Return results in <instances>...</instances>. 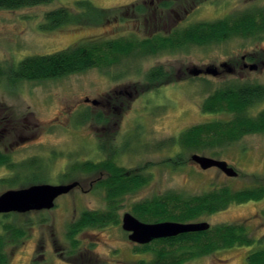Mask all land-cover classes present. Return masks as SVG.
I'll return each mask as SVG.
<instances>
[{"label": "rangeland", "instance_id": "rangeland-1", "mask_svg": "<svg viewBox=\"0 0 264 264\" xmlns=\"http://www.w3.org/2000/svg\"><path fill=\"white\" fill-rule=\"evenodd\" d=\"M78 1L80 0H51L50 3L36 7L0 9V65L8 71L11 66L27 57L53 54L98 38L111 40L128 38L133 34L145 37L151 34V30H147L150 28L142 24L144 16H141L142 23L134 19L124 22V19L132 16L130 10L129 16L125 15L127 8L135 4L148 3L149 13L145 16L151 15L153 20L163 16L158 11L156 15L152 12L160 3L158 0H88L96 8L109 9L110 21L97 25L81 23L52 32L39 29L47 12L66 7L74 14L80 13V8L76 5ZM184 2H187V14H182L183 19L177 29L264 10V0H208L207 3L196 6L192 1ZM180 12L184 13L183 10ZM164 13L165 19H162L159 26H164L167 22L169 27L167 12ZM247 55L255 57L254 61L245 58L247 64L264 61V32L248 38L235 36L204 46L191 44L174 54L165 53L137 59L123 56L117 63L104 69L93 68L41 82L12 83L8 77L1 78L0 108L6 107L11 118H22L30 114L33 124L22 126L19 122L18 126L25 132L38 133L34 141L14 149L9 145L11 138L1 142L0 151L6 149L15 163L38 158L47 170L45 183L53 185L66 183L64 174L74 164L87 161L101 163L108 159H113L127 172L143 174L149 179L143 189L127 196L123 201V207L119 211V225L82 231L76 236L81 248L69 255L70 224L85 211L106 209L104 194L94 189V182L104 178L105 171L83 174L78 171L70 174L72 181L79 182V187L57 199L53 209L17 214L7 220L16 226H22L27 234L23 242L17 243L20 248L15 251L10 264H28L34 242L37 249L43 246L39 253L36 250V255L45 254L44 263L47 264H139L140 260L149 263L154 255L136 253L134 248L139 245L131 242L128 233L122 229V217L127 212L133 214L134 203L171 191L188 196L200 195L221 187L242 190L257 184L254 176H258L263 182L264 133L246 135L228 147L218 149L220 156L198 153L227 161L239 173L236 178H230L216 168L202 170L191 161L194 153L170 143L171 138L178 137L191 126L229 119L228 113H206L202 109L204 100L218 88L231 82L264 85V66L256 71L224 72L217 77L205 75L193 80L187 76L177 80L176 72L185 71L192 66L214 65L222 69L223 63L238 68L236 64ZM157 66L164 67L172 76L159 89H155L159 86L147 80L148 73ZM127 85L134 88L128 92L132 96L121 95L119 101L123 105L119 111H106L102 106L86 102L87 98L102 99L113 89ZM263 110L264 101L252 107L250 114L257 115ZM101 114L103 117L98 118ZM35 122L39 124L38 127L33 126ZM180 152L186 163L177 166L174 158ZM9 173L0 169V179L7 177ZM20 187L21 185L10 187L0 183V194ZM263 211L264 200L253 201L231 205L226 210L203 218L201 221L211 226L245 224L255 239V244L219 250L183 264H248L247 258L251 251L264 247ZM55 247L59 248L58 252H54Z\"/></svg>", "mask_w": 264, "mask_h": 264}, {"label": "trees", "instance_id": "trees-1", "mask_svg": "<svg viewBox=\"0 0 264 264\" xmlns=\"http://www.w3.org/2000/svg\"><path fill=\"white\" fill-rule=\"evenodd\" d=\"M189 1H192L195 6L208 2V0ZM50 2L51 0H0V9L17 10ZM173 4L172 0H161V3L157 4V11L159 13L169 12ZM76 5L81 11L77 14L72 13L66 7L47 12L44 15L41 30L52 32L81 23L97 25L110 21L111 12L109 9L96 8L88 0H80L76 2ZM147 5L138 4L128 7L125 15H128L130 10L132 16L124 19V22L132 21L134 17L147 15L149 13ZM154 11L155 9H152V12ZM262 32H264V10H257L216 21L191 24L171 32L161 29L145 38L135 34L128 38L111 40L98 38L53 54L27 57L19 64L11 66L8 71L0 65V80L8 77L14 83L19 80L41 82L58 79L93 68L104 69L117 63L123 56L136 57L137 59L165 53L174 54L191 44L204 46L235 36L248 38ZM168 77L169 74L164 67L157 66L148 73L147 80L151 84L157 85L159 81H167ZM171 81L169 80V82ZM113 95L116 97L115 92L106 94L105 99L114 97ZM262 101H264L263 84L228 83L209 95L204 100L202 109L206 113H228L229 119L191 126L182 131L178 137L171 138L170 143L179 146L186 152L220 156L218 149L228 147L246 135L264 133V110L257 115L250 114V109ZM102 117L103 114L98 116V118ZM2 161H5L6 164L11 163L10 158L6 157ZM174 162L177 166L185 165L184 155L181 152L178 153ZM9 166L16 169H34L30 172L17 171L11 180L14 186L21 185L20 188H25L30 184L44 183L47 180L45 173L47 170L38 159H31L20 164L12 163ZM98 171H105L106 176L95 183L94 189L100 190L104 194L106 209L85 211L70 224L68 240L74 253L81 248L80 241L76 237L79 233L86 229L119 225V211L123 207L122 203L125 198L143 189L149 182L147 176L127 172L113 159L101 163L87 161L78 165L74 164L64 174L63 179L65 182H69L68 180L72 178L70 174L97 173ZM254 178L258 181L257 184L242 190L221 187L200 195L186 196L173 191L156 195L134 203L132 212L138 219L146 223L199 222L209 215L226 210L231 205L264 200V181L261 182L258 176H254ZM0 230L7 232L6 235H0V247L4 246L1 241L9 237L14 243H18L25 233L24 228L16 226L15 223L0 222ZM254 244L255 239L245 224H220L211 226L204 232L187 233L173 238L156 240L147 245H139L134 248V251L154 255L153 260L149 263L140 260L139 264H183L209 256L219 250L236 246L250 247ZM247 260L248 264H264V247L251 251Z\"/></svg>", "mask_w": 264, "mask_h": 264}, {"label": "flooded vegetation", "instance_id": "flooded-vegetation-1", "mask_svg": "<svg viewBox=\"0 0 264 264\" xmlns=\"http://www.w3.org/2000/svg\"><path fill=\"white\" fill-rule=\"evenodd\" d=\"M158 1H160V3H161V0H158ZM172 2L174 3L173 7L169 10V12H167V17H166L170 21V26L169 27H168V23L167 22L164 24V26H163V24L161 25V27L159 26V23L161 24L162 19H165L164 15H166V14L163 13V12L160 14V15H163V16L159 17V19L157 18L156 20H153L151 17L144 16V19L142 20L143 23L141 22V16L138 17V18L134 17V20H136L137 22L138 21L141 22L146 28H148V27L150 28V29H147V30H151L150 31L151 34H149V35L147 34L145 37L151 36V35L154 34L155 31L158 32L161 29L164 30V31L167 30V32H171V31L177 29L178 24H180L181 19H183L182 14H187V9H186V3L187 2H184L182 0H179V1L172 0ZM147 4L148 3L144 2L142 5H147ZM152 4L153 3H151V5ZM135 5H137V4H135ZM157 6H156L155 11L153 12V15L154 14L156 15V13H157V8H158ZM180 10H183L184 13L180 12L181 13L180 14L179 13ZM171 20L172 21L174 20V22H171ZM129 22H131V21L129 20ZM42 23L39 24V29L40 30H41ZM158 26L160 27V29H159ZM173 27H175V28H173ZM44 32H47V31H44ZM245 58H249L250 60L254 61L255 57H254V55H247V56L242 57V61H240L239 64L238 63L236 64L238 66V68L236 66L232 65V64H231V66L226 64V63L221 64V68L222 69L217 68L218 75H216V77L219 76V75H222L224 72L235 73L237 71L250 70L249 69V65L250 64L245 63V61H244ZM224 64H226V66ZM257 64L259 65V67L263 68L264 61L261 60L260 62H257ZM209 66H214V65H209ZM209 66L197 67V68L206 70V68L209 67ZM194 68H196V66L187 67L185 71L184 70L177 71L176 72V79L177 80H182L183 78H185L187 76L188 79L193 80V79H196V78H203L205 75H208V74L203 73V74H201L199 76H192L191 75V71ZM166 72L169 74L168 79L172 78L170 73L168 71H166ZM19 81H23V80H19ZM166 84H167L166 80L165 81H163V80L159 81V83H157V86L158 85H160V86L155 88V89H159L160 87H163ZM133 89L134 88L131 85L119 87V88H116V89L112 90V92H115L116 97L113 95L114 97H111V98H108V99H105V97H104L102 99H93V100L90 99V98H87L86 102H88V103L93 105L92 101L96 100L98 102V104L97 105H93V106H102L106 111H110L111 109L114 112L115 111H119L120 107L123 105V103L119 101L120 100L119 98L121 97V95L129 96V94H128L129 90H133ZM146 89H148V87ZM135 92H138V90H136ZM131 96H129V97H131ZM119 102H120V105H118ZM106 114H107V112H106ZM30 118H31L30 114L25 115L22 118H17V119L16 118H11V114H9V113L7 114V108L6 107L0 108V144H1V142L6 141V140L11 138V142H10L9 145H10V148L14 149L15 147L24 146V145L28 144L29 142L34 141L35 138L38 135L37 132H32V133H30V131L25 132L24 129H21L18 126L19 122L22 123V126H29L30 124H33L32 120ZM33 126L38 127L39 124H37L35 122V124ZM4 157L10 158L11 163L10 164H6L5 161H2V159ZM34 159H38V158H34ZM12 163H15V162L11 159V157L7 153V150L4 149L3 151H0V169H4V170H7L8 172H10L7 177L0 179V183L4 184L6 186H10V187L13 186L12 183H11V180L13 179V177L15 176L17 171L24 170V171L30 172V170H34V169H31V168H24V169L18 168V169H16L15 167L9 166ZM15 164H20V163H15ZM68 181H69V183H71L72 178L70 180H68ZM72 182H75V181H72ZM96 182H94V183H96ZM38 184H43V183H38ZM62 184H68V183L66 182V183H62ZM32 185H36V184H30L27 187H30ZM56 185H58V184H56ZM11 189H14V188H11ZM42 211H46V210H42ZM42 211H31V212H27V213H35V212H42ZM27 213H23V214H27ZM17 214H20V213L0 214V222H2V223L5 222L7 224H11V222H7V220L9 218H11L12 216H16ZM6 234H7V232L0 230V235H6ZM26 238H27V234L25 232L23 237L20 238L18 241L19 242H21V241L23 242ZM1 243H2V245L4 244V246L0 247V264H10L12 262V258L15 255V251L18 248H20V244L14 243V241L10 237L5 239V240H2ZM40 249L43 250V246H40V248L38 247V249H37V246H36V244L34 242V249L32 251L31 258H30L28 264H47L46 262L44 263V261H46L45 254L41 253L38 256L36 255V250H37V253H39ZM58 250H59L58 247L54 248V252L55 251L58 252ZM71 252H72V250H71V247H70L69 255L75 254L74 252H72V253ZM67 253H68V251H67ZM69 257L73 258L71 256H69Z\"/></svg>", "mask_w": 264, "mask_h": 264}, {"label": "water", "instance_id": "water-1", "mask_svg": "<svg viewBox=\"0 0 264 264\" xmlns=\"http://www.w3.org/2000/svg\"><path fill=\"white\" fill-rule=\"evenodd\" d=\"M226 66V64H224ZM259 65L250 64L249 69L256 71ZM212 76L218 75L217 67L209 66L206 70L194 68L192 76L201 74ZM97 105L96 100L92 101ZM191 161L198 165L202 170L219 169L230 178L238 177L239 173L231 167L227 161L194 153ZM79 186L75 181L68 184H36L30 187L9 189L0 195V214L8 213H27L31 211L51 210L55 207L57 199L69 194ZM122 229L128 233V239L138 245H147L156 240L177 237L182 234L204 232L211 228L207 222L181 223L164 221L158 223H146L127 212L122 217Z\"/></svg>", "mask_w": 264, "mask_h": 264}]
</instances>
